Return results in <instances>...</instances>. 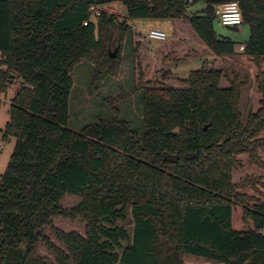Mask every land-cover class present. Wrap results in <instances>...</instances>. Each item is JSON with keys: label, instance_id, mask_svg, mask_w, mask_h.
<instances>
[{"label": "trees", "instance_id": "trees-1", "mask_svg": "<svg viewBox=\"0 0 264 264\" xmlns=\"http://www.w3.org/2000/svg\"><path fill=\"white\" fill-rule=\"evenodd\" d=\"M231 1L250 28L241 55L259 93L245 122L243 83L202 66L186 88L133 87L136 131L116 114L79 132L68 127L73 68L90 63L99 83L115 75L133 36L143 37L105 12L92 19L91 8L119 2L128 20L171 21L173 37L188 33L225 58L236 43L215 33L212 5ZM203 2L189 15L184 0H0V96L13 79L22 84L2 136L16 142L0 181V264H52L37 253L40 243L56 264H184L185 256L264 264V181H233L241 157L264 173V0ZM66 195L80 199L69 211L60 205ZM58 217L80 219L85 235L57 230Z\"/></svg>", "mask_w": 264, "mask_h": 264}, {"label": "rangeland", "instance_id": "rangeland-1", "mask_svg": "<svg viewBox=\"0 0 264 264\" xmlns=\"http://www.w3.org/2000/svg\"><path fill=\"white\" fill-rule=\"evenodd\" d=\"M205 6L203 0H191L187 12L189 15L193 12L199 13ZM212 7L214 8L216 5H212ZM97 11L113 15L117 23H126L132 34H140L143 37L139 39L135 35L133 36L132 44L125 46L120 53L115 75L109 76L99 83H93L94 69L90 63L82 62L73 68L71 73L73 89L68 123L71 130L79 132L86 125L96 122L101 116L107 118L115 114L125 119L135 130L141 123V108L140 99L134 93L133 87L186 88L187 86L182 81L188 77L192 70L202 66L222 70L229 78L236 76L237 81L243 83L239 111L244 122L250 112H255L258 109L259 93L257 92L255 69L251 60L241 55L242 50L240 49V46L249 40L250 28L248 25L243 24L235 28L225 27L221 26L217 20L214 21L215 33L220 38H226L236 43L235 55L224 58L214 56L204 45L191 41V36L188 33L173 37L172 34L176 26L171 21L128 20L126 8L119 2L97 7L95 11L91 12V18L94 20ZM185 24V22L180 23L184 32L187 30ZM153 29L163 31L168 40L163 42L148 40L147 35ZM186 41L192 45L187 44ZM160 45L162 46L157 49ZM156 49L157 52H155ZM113 51L114 49L111 50V52ZM10 76L12 77V75ZM21 86V80L13 79L7 92L0 96V181L6 171L16 142L13 137L3 139V131L10 121L11 100ZM221 86H227L224 80H222ZM260 137L264 138V132ZM259 154L264 159V151H259ZM241 160H243L244 166L243 169L234 173L233 181L235 183L250 175L256 178L261 176L264 181L263 172L250 168L244 157H241ZM244 193L253 194L249 190ZM259 199L262 200L260 197ZM79 201L80 199L76 196L66 195L60 205L63 210L69 211ZM53 226L63 232H76L85 235V224L78 218L58 217L53 220ZM126 227L128 230L132 229L130 220ZM45 234L53 243L62 248L49 229L45 230ZM36 251L39 255L46 257L50 263L56 264L52 254L43 243L38 245ZM184 264L221 263L185 256Z\"/></svg>", "mask_w": 264, "mask_h": 264}, {"label": "built area", "instance_id": "built-area-1", "mask_svg": "<svg viewBox=\"0 0 264 264\" xmlns=\"http://www.w3.org/2000/svg\"><path fill=\"white\" fill-rule=\"evenodd\" d=\"M190 2L191 0H184ZM96 8H91V11H95ZM96 15H99V12H96ZM214 15L217 22L221 26L225 27H239L242 25V16L239 8V4L236 1L224 2L219 4L214 8ZM86 25V23H84ZM148 40L163 42L167 39V35L158 29L150 30L148 33ZM240 49L243 50V46H240Z\"/></svg>", "mask_w": 264, "mask_h": 264}, {"label": "water", "instance_id": "water-1", "mask_svg": "<svg viewBox=\"0 0 264 264\" xmlns=\"http://www.w3.org/2000/svg\"><path fill=\"white\" fill-rule=\"evenodd\" d=\"M116 53H117V48L112 53H110L111 58H115Z\"/></svg>", "mask_w": 264, "mask_h": 264}, {"label": "crops", "instance_id": "crops-1", "mask_svg": "<svg viewBox=\"0 0 264 264\" xmlns=\"http://www.w3.org/2000/svg\"><path fill=\"white\" fill-rule=\"evenodd\" d=\"M219 5V4H218ZM218 5H216V6H218ZM215 8V7H214ZM195 11H199V10H195Z\"/></svg>", "mask_w": 264, "mask_h": 264}]
</instances>
